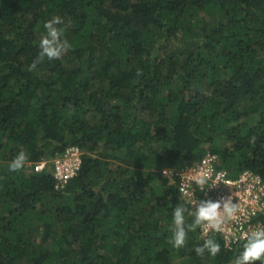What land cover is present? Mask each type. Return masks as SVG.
Returning <instances> with one entry per match:
<instances>
[{
  "label": "trees",
  "instance_id": "trees-1",
  "mask_svg": "<svg viewBox=\"0 0 264 264\" xmlns=\"http://www.w3.org/2000/svg\"><path fill=\"white\" fill-rule=\"evenodd\" d=\"M53 16L72 48L29 71ZM206 154L264 181V0H0V264H232L244 241L168 243L188 206L162 170Z\"/></svg>",
  "mask_w": 264,
  "mask_h": 264
},
{
  "label": "built area",
  "instance_id": "built-area-1",
  "mask_svg": "<svg viewBox=\"0 0 264 264\" xmlns=\"http://www.w3.org/2000/svg\"><path fill=\"white\" fill-rule=\"evenodd\" d=\"M81 155L79 148L69 147L63 154L50 160L57 186L64 187L77 174ZM46 163H36L35 170L43 171ZM162 174L171 181L176 180L179 197L190 209L200 200L207 199L217 201L231 197L233 203H238L237 217L228 222L221 232L205 234V231L198 227L201 239L204 240L211 234L220 235L225 248L231 249L235 244L244 241L246 233L264 226V181L259 175L245 170L232 177L226 170L216 167V156L210 154L180 170L165 168ZM200 178L207 181L203 191L197 184Z\"/></svg>",
  "mask_w": 264,
  "mask_h": 264
},
{
  "label": "clouds",
  "instance_id": "clouds-1",
  "mask_svg": "<svg viewBox=\"0 0 264 264\" xmlns=\"http://www.w3.org/2000/svg\"><path fill=\"white\" fill-rule=\"evenodd\" d=\"M63 24L64 21L59 16H53L44 23V34L39 42L40 52L30 64L29 71L36 70L45 59L59 60L71 50L72 45L64 35L65 28L61 26ZM28 158L26 152H19L11 161L9 169L13 172L22 170ZM197 184L202 187L203 191L207 181L200 178L197 180ZM238 212V203H233L231 197L217 201L200 200L191 209L184 205H178L173 210L172 235L169 237L168 243L176 249L184 247L188 232L197 227L202 228L205 234L221 232L228 222L237 217ZM186 215L194 218L191 224L186 223ZM194 251L197 256L202 258L205 253L214 258L220 253L221 246L215 239L206 238L202 245L195 247ZM257 262L264 264V226L257 227L245 234L242 251L232 264H257Z\"/></svg>",
  "mask_w": 264,
  "mask_h": 264
},
{
  "label": "rangeland",
  "instance_id": "rangeland-1",
  "mask_svg": "<svg viewBox=\"0 0 264 264\" xmlns=\"http://www.w3.org/2000/svg\"><path fill=\"white\" fill-rule=\"evenodd\" d=\"M157 170H160V168L159 167H155ZM155 169V170H156ZM176 260H177V257H173V261H175V264H176Z\"/></svg>",
  "mask_w": 264,
  "mask_h": 264
}]
</instances>
